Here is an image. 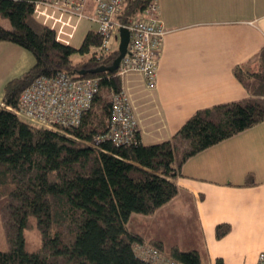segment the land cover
Here are the masks:
<instances>
[{
	"label": "trees",
	"instance_id": "1",
	"mask_svg": "<svg viewBox=\"0 0 264 264\" xmlns=\"http://www.w3.org/2000/svg\"><path fill=\"white\" fill-rule=\"evenodd\" d=\"M152 1L124 0L118 22L139 17ZM32 9L31 0H0V14L11 24L9 29L0 25V41L15 43L34 58L2 87L0 200L10 231L0 264H155L138 255L137 246L143 245L176 264H205L198 250L145 240L128 221L132 214H152L177 193L175 178L185 159L264 120V47L255 72L234 69L249 97L195 111L169 140L144 144L137 134V142L117 145L106 136L111 102L101 90L118 91L121 78L115 71H90L110 65L117 45L102 56L89 52L100 43L96 30H88L78 48L61 43ZM57 71L99 80L92 105L77 125L33 124L6 107L16 105L34 78ZM247 76L254 79L246 82ZM32 223L40 235L36 250L25 248V229ZM228 231L226 223L215 226L217 238ZM215 264L224 262L216 258Z\"/></svg>",
	"mask_w": 264,
	"mask_h": 264
},
{
	"label": "crops",
	"instance_id": "2",
	"mask_svg": "<svg viewBox=\"0 0 264 264\" xmlns=\"http://www.w3.org/2000/svg\"><path fill=\"white\" fill-rule=\"evenodd\" d=\"M156 2L167 32L154 87L147 89L134 73L122 82L144 144L169 140L199 109L249 97L234 69L255 72L264 47V0ZM91 7L88 2L87 12ZM33 62L28 50L0 41V88ZM175 183L177 193L152 214H132L129 229L164 247L196 249L205 264H215L216 258L224 264H256L264 252V120L185 159ZM172 213L185 232L168 241L160 228L173 220ZM219 223L228 224L229 231L217 238Z\"/></svg>",
	"mask_w": 264,
	"mask_h": 264
},
{
	"label": "built area",
	"instance_id": "3",
	"mask_svg": "<svg viewBox=\"0 0 264 264\" xmlns=\"http://www.w3.org/2000/svg\"><path fill=\"white\" fill-rule=\"evenodd\" d=\"M88 0H31L33 16L48 26L57 41L70 44V40L81 19L87 18L97 24L100 43L89 52L102 56L114 48L118 41V29L126 26L129 42L115 72L121 82L129 74H139L147 89H153L157 73V58L166 27L158 16L156 0L149 3L139 17L120 24L116 15L124 0H90L91 11L87 12ZM99 90L96 77H75L64 71L51 75H39L20 92L12 108L21 118L33 124L52 127H72L80 122L82 115L91 107ZM111 111L106 133L115 144L135 143L138 134L137 118L130 95L121 84L118 91L111 93ZM138 255L155 264H176L160 255L148 245L137 246ZM256 264H264V252H259Z\"/></svg>",
	"mask_w": 264,
	"mask_h": 264
},
{
	"label": "rangeland",
	"instance_id": "4",
	"mask_svg": "<svg viewBox=\"0 0 264 264\" xmlns=\"http://www.w3.org/2000/svg\"><path fill=\"white\" fill-rule=\"evenodd\" d=\"M90 2V4H92V2L90 0H88L86 2V6L87 3ZM119 13V12H118ZM117 13V15H118ZM117 15H116V19H117ZM159 16V15H158ZM135 17V16H132ZM0 24L5 28H10L11 24L8 20V18L2 16L0 14ZM97 24L94 23L93 21L87 19V18H83L80 20V22L77 25V28L70 40V44L75 47L78 48L80 46V44L82 43V40L85 36V34L87 33L88 30H96ZM116 45H118V41L116 42ZM73 58H78L79 55L78 53L73 54L72 56ZM102 96H104L106 98V100L110 101L111 98V91L102 88ZM1 95H2V88H0V101H1ZM1 104V102H0ZM22 119H24L22 117ZM30 123H32L30 120L28 119H24ZM5 201L0 200V249H4L7 248L9 246L8 243V232L10 231L9 228L7 227L6 224V218H7V211L5 210V208L3 207ZM173 220H168V223H164L165 226L160 228V233L161 234H167V236H165V238L168 241H172L175 237L176 234L178 233V231H184V226L182 225H177L178 223V216H175L173 213L170 214ZM5 222V223H4ZM135 222L131 223V226H134ZM138 226V222L136 221L135 223ZM32 223L31 225H29L26 229H25V248L28 250H36L38 247H40V235H39V231L37 229V226L34 225ZM142 228V226H140ZM143 232H147L150 231L148 228L146 229L145 227L142 228ZM188 241V240H186ZM34 247V248H33Z\"/></svg>",
	"mask_w": 264,
	"mask_h": 264
},
{
	"label": "water",
	"instance_id": "5",
	"mask_svg": "<svg viewBox=\"0 0 264 264\" xmlns=\"http://www.w3.org/2000/svg\"><path fill=\"white\" fill-rule=\"evenodd\" d=\"M129 42V31L126 26H120L118 29V45L117 51L118 54L112 60L110 65H101L99 67L90 69V71L96 72L99 70L114 72L118 67L121 57L124 55L127 49V45Z\"/></svg>",
	"mask_w": 264,
	"mask_h": 264
}]
</instances>
